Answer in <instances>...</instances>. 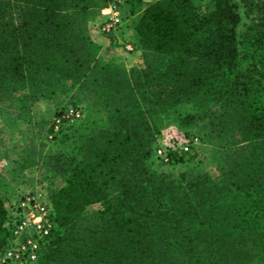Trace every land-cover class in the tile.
Instances as JSON below:
<instances>
[{
    "label": "trees",
    "instance_id": "trees-1",
    "mask_svg": "<svg viewBox=\"0 0 264 264\" xmlns=\"http://www.w3.org/2000/svg\"><path fill=\"white\" fill-rule=\"evenodd\" d=\"M241 1H150L135 26L144 63L126 71L94 59V0H0V103L81 97L87 110L45 157L65 185L36 264H264V0ZM172 115L218 144L215 176L200 151L155 156Z\"/></svg>",
    "mask_w": 264,
    "mask_h": 264
},
{
    "label": "rangeland",
    "instance_id": "rangeland-1",
    "mask_svg": "<svg viewBox=\"0 0 264 264\" xmlns=\"http://www.w3.org/2000/svg\"><path fill=\"white\" fill-rule=\"evenodd\" d=\"M94 1V10L85 19V32L97 45L93 50L94 59L100 63L117 65L126 71L135 66H142L144 63L143 50L138 46L139 38L135 26L145 5L153 0H121L124 24L118 37H115L116 40L103 35L100 31L101 10L109 4V1ZM206 1L195 0L200 11ZM236 1L242 2L241 0ZM126 43L132 45V50L129 52L124 46ZM81 99V97L69 99L62 96L57 103L55 100L43 96L34 101L26 102L23 99H18L15 102L0 103V194L5 197L6 212L10 200L22 197L23 194L41 191L47 192L49 197L52 189L65 185L64 175L47 169L45 157L57 145L55 135L58 137L61 128L69 127L68 123L80 124L83 120H87L85 117L86 103L80 101ZM69 107H81L80 109L85 110L83 118L81 117V120L77 121L61 120L57 122L60 114ZM184 107L188 109L189 105ZM185 109L182 107V110ZM102 117H104V113L95 111L92 113L91 119L98 122ZM203 134L201 124L182 126L172 115L165 117L162 121L159 130L155 133V141L168 143L180 141L192 135L202 138ZM201 141L203 144L199 145V151L203 153L204 160L198 170L209 172L215 176L219 156L218 144L213 140L201 139ZM102 207L101 202H94L85 207L84 213L92 215ZM50 211L53 214L51 204ZM11 240L9 236L7 243ZM49 240L50 238L46 237L40 241L38 256L45 250Z\"/></svg>",
    "mask_w": 264,
    "mask_h": 264
},
{
    "label": "built area",
    "instance_id": "built-area-1",
    "mask_svg": "<svg viewBox=\"0 0 264 264\" xmlns=\"http://www.w3.org/2000/svg\"><path fill=\"white\" fill-rule=\"evenodd\" d=\"M121 0H110L101 10V33L115 39L120 34L124 21L120 8ZM116 40V39H115ZM127 52L132 45L126 43ZM82 117L79 107H69L60 114L61 120H77ZM200 140L190 136L180 141L156 142L154 154L165 165L177 159H186L199 153ZM10 200L7 206L5 226L12 239L0 250V264H36L40 241L46 238L53 227L50 201L47 192H32Z\"/></svg>",
    "mask_w": 264,
    "mask_h": 264
}]
</instances>
